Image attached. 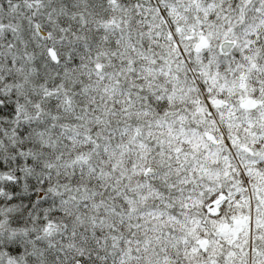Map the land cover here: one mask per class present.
<instances>
[{
  "label": "snow or ice",
  "instance_id": "6c2138e0",
  "mask_svg": "<svg viewBox=\"0 0 264 264\" xmlns=\"http://www.w3.org/2000/svg\"><path fill=\"white\" fill-rule=\"evenodd\" d=\"M0 264H264V0H0Z\"/></svg>",
  "mask_w": 264,
  "mask_h": 264
}]
</instances>
